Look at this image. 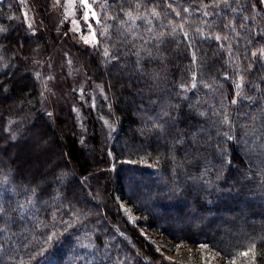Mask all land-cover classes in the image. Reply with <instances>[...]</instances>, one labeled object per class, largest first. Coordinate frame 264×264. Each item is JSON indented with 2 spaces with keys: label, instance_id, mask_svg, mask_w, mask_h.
Wrapping results in <instances>:
<instances>
[{
  "label": "trees",
  "instance_id": "trees-1",
  "mask_svg": "<svg viewBox=\"0 0 264 264\" xmlns=\"http://www.w3.org/2000/svg\"><path fill=\"white\" fill-rule=\"evenodd\" d=\"M203 1L120 0L94 47L66 37L68 81L99 86L83 129L76 90L47 110L37 56L51 43L0 0V264H193L160 253L119 195L174 241L264 264L261 2ZM230 221L231 243L211 235Z\"/></svg>",
  "mask_w": 264,
  "mask_h": 264
},
{
  "label": "rangeland",
  "instance_id": "rangeland-1",
  "mask_svg": "<svg viewBox=\"0 0 264 264\" xmlns=\"http://www.w3.org/2000/svg\"><path fill=\"white\" fill-rule=\"evenodd\" d=\"M120 0H87V4H82L81 0H20L23 8V16L34 34L43 37V44L51 43L52 48L47 53L37 58L38 71L43 84L44 99L49 100L48 111L56 115L57 107L64 103L63 96L71 97L75 94V100L71 101L70 106L78 113L80 118V125L83 123V115L85 108H93L96 111L97 103V89L99 86L91 84L88 78H81V81H68L74 77L75 74H80L78 63L76 64V56L70 49H67L65 42H72L80 47H94L98 42V37L102 32L106 33L110 24L114 21V17L108 14L111 8H114V2ZM206 0L203 1V6H215L220 4L221 0ZM261 7L255 6L256 16L264 17V2L260 0ZM90 5V7H89ZM71 13V14H69ZM95 13V15H93ZM27 14V15H25ZM254 15V16H255ZM87 17V19H85ZM107 19L108 22L105 20ZM112 20V21H111ZM99 21V22H97ZM95 37V43L85 42V37L91 39ZM105 36V34H104ZM66 37L68 40L66 41ZM40 47L38 43L37 48ZM41 49V48H40ZM83 69V66L81 67ZM67 82V86L65 83ZM68 88V89H67ZM58 89H61L60 93ZM73 95V94H72ZM60 97V99H58ZM73 98V97H71ZM96 103V105H95ZM104 117V126L110 131L116 130V123L111 121L107 116ZM79 128L85 129L81 125ZM89 148V146H88ZM88 155L93 157L92 149L88 150ZM35 162V159H33ZM264 198V197H263ZM118 200L122 206L123 211L129 220L136 225L141 233L154 245L157 250L162 253L168 260L179 263L181 261H188L193 264H233L234 260L230 256L216 250L207 243H183L181 241H174L169 238L163 231H159L146 222V216L141 212L136 211L131 204H128L121 196ZM250 200V198H249ZM251 202V201H250ZM247 202L246 206H249ZM236 219L232 224L233 227L238 226L243 220L240 213L234 216H229ZM246 220V219H245ZM241 224V223H240ZM220 232H214L211 235L222 238L224 242L231 243L232 235H237V231L231 235V221L227 225H220L218 227ZM243 230H241L242 232Z\"/></svg>",
  "mask_w": 264,
  "mask_h": 264
},
{
  "label": "snow or ice",
  "instance_id": "snow-or-ice-1",
  "mask_svg": "<svg viewBox=\"0 0 264 264\" xmlns=\"http://www.w3.org/2000/svg\"><path fill=\"white\" fill-rule=\"evenodd\" d=\"M57 2H59V0H57ZM262 2H264V0H262ZM81 3H82V4H87V0H81ZM89 7H90V5H89ZM69 14H71V13H69ZM25 15H27V14H25ZM93 15H95V13H93ZM129 15H130V14H129ZM85 19H87V17H85ZM97 22H99V21H97ZM29 27H31V25H29ZM218 38H219V37H217V39H218ZM85 42H87V43H95V42H96V41H95V37L93 36L91 39L85 37ZM105 55H106V56L108 55V52H107V51H105ZM2 211H3V209L0 208V212H2ZM249 251H251V249H250ZM241 255H243V256H247L248 253H247V252H245V253H241Z\"/></svg>",
  "mask_w": 264,
  "mask_h": 264
}]
</instances>
